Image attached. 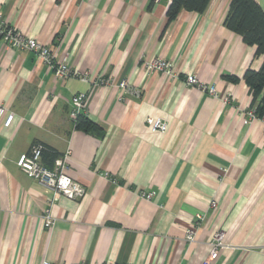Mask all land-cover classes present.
I'll list each match as a JSON object with an SVG mask.
<instances>
[{
	"label": "crops",
	"instance_id": "crops-1",
	"mask_svg": "<svg viewBox=\"0 0 264 264\" xmlns=\"http://www.w3.org/2000/svg\"><path fill=\"white\" fill-rule=\"evenodd\" d=\"M230 1L181 10L166 26L168 0H0L7 24L86 74L57 79L32 52L0 40V105L14 116L0 124V264H199L217 230L226 248L212 264H264V125L244 123L243 80L262 57L224 25ZM154 58L175 77L147 72ZM189 74L217 97L186 86ZM100 78L111 84L93 86ZM121 80L127 91L115 87ZM77 93L86 95L85 122L75 129ZM148 118L166 131L152 132ZM35 143L68 153L81 197L56 196L16 166Z\"/></svg>",
	"mask_w": 264,
	"mask_h": 264
},
{
	"label": "built area",
	"instance_id": "built-area-1",
	"mask_svg": "<svg viewBox=\"0 0 264 264\" xmlns=\"http://www.w3.org/2000/svg\"><path fill=\"white\" fill-rule=\"evenodd\" d=\"M160 1V0H154ZM170 2V0H168ZM0 40L8 47L17 51H30L37 60L41 61L48 70L52 71L57 79L64 80L67 77H74L80 80H86V74L75 73L66 65L65 62L56 63L55 53L47 45H44L34 38L28 37L20 33L17 29L11 27L5 22L0 14ZM143 68L147 72H158L163 76L175 77V71L171 63L163 58H154L150 61L143 62ZM184 82L186 86L196 89L197 91L217 97L214 86L200 82L195 75L189 74L185 77ZM111 81L100 78L93 82V86L110 85ZM118 90L127 91V83L121 80L115 86ZM123 100L122 96L119 97ZM86 95L77 93L72 96L70 101L69 119L74 126L77 117L84 113ZM245 124L251 123L258 119L254 108H249L245 112ZM13 114L0 105V124L4 127H9L13 121ZM264 125V116L261 118ZM146 123L149 125L152 132L164 133L167 129V124L161 119L148 118ZM42 146L38 143L33 144L27 153L21 154L16 160V166L29 178L34 179L39 184L49 188L56 196H62L66 199H77L83 195V187L74 181L68 174V153L56 157L50 167L42 162ZM140 198L149 200L152 197L151 192L143 190L138 192ZM216 206L215 202L211 203V207ZM43 226L50 229L54 224V219L49 214V209L44 210L42 216ZM203 220L202 215H195V218L189 228L185 231V240L192 242L196 228ZM224 232L221 230L215 231L210 239L211 252L209 256L202 260L199 264H212L218 255L219 250L226 248L223 243ZM48 264V263H43ZM75 264H87L85 262H77ZM98 264V263H95ZM102 264H131L105 262Z\"/></svg>",
	"mask_w": 264,
	"mask_h": 264
},
{
	"label": "trees",
	"instance_id": "trees-1",
	"mask_svg": "<svg viewBox=\"0 0 264 264\" xmlns=\"http://www.w3.org/2000/svg\"><path fill=\"white\" fill-rule=\"evenodd\" d=\"M210 0H170L166 9V26L181 10L202 13ZM224 25L242 37L243 42L254 48V55L262 57L258 70L246 69L243 80L251 95L250 108L255 109L257 118L264 116V11L254 0H231ZM81 113L73 128H80L85 122ZM39 144V143H38ZM42 162L50 167L58 154L49 147L40 144Z\"/></svg>",
	"mask_w": 264,
	"mask_h": 264
}]
</instances>
